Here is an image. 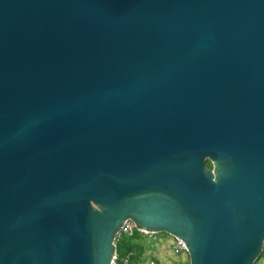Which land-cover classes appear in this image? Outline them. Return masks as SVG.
<instances>
[{"label":"water","instance_id":"1","mask_svg":"<svg viewBox=\"0 0 264 264\" xmlns=\"http://www.w3.org/2000/svg\"><path fill=\"white\" fill-rule=\"evenodd\" d=\"M127 220L261 256L264 0H0V264H112Z\"/></svg>","mask_w":264,"mask_h":264},{"label":"rangeland","instance_id":"2","mask_svg":"<svg viewBox=\"0 0 264 264\" xmlns=\"http://www.w3.org/2000/svg\"><path fill=\"white\" fill-rule=\"evenodd\" d=\"M174 240V238L165 233L157 234V239L155 241L152 240L147 243L150 245V249L144 252L142 258L144 259V264H151L150 262L155 261L154 259H157L156 264H189L188 256H180L174 253L172 247V242H174ZM258 260L256 264H264V257Z\"/></svg>","mask_w":264,"mask_h":264},{"label":"built area","instance_id":"3","mask_svg":"<svg viewBox=\"0 0 264 264\" xmlns=\"http://www.w3.org/2000/svg\"><path fill=\"white\" fill-rule=\"evenodd\" d=\"M137 233H139L142 239L147 243L149 241H152V240L155 241L157 239V234H154L150 231H146L141 228H138L132 220H127L124 223L121 230L117 233L116 244H117V241L121 240L123 237H133ZM172 247L176 255L188 256V250H187L186 244L182 242L180 239H175L174 242H172ZM131 256H132V253H129L128 255H126L122 259L123 264H129ZM187 258H189V256ZM117 259H118V255L116 253L112 264H118ZM150 263L156 264L155 261H151Z\"/></svg>","mask_w":264,"mask_h":264},{"label":"trees","instance_id":"4","mask_svg":"<svg viewBox=\"0 0 264 264\" xmlns=\"http://www.w3.org/2000/svg\"><path fill=\"white\" fill-rule=\"evenodd\" d=\"M207 165L209 168H212L210 162H207ZM116 245H117L118 264H123L122 259L129 253H132L129 264H138V263L144 264V259H142L144 252L150 249V245L147 244V242H145L142 239L139 233H137L133 237H123L121 240L117 241ZM263 257H264V250L262 252L260 259H262ZM154 260L156 263L157 259Z\"/></svg>","mask_w":264,"mask_h":264}]
</instances>
